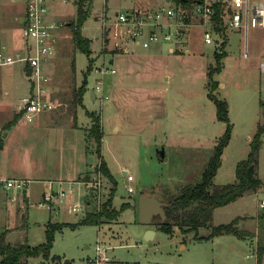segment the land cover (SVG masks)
<instances>
[{"label":"rangeland","instance_id":"374dc122","mask_svg":"<svg viewBox=\"0 0 264 264\" xmlns=\"http://www.w3.org/2000/svg\"><path fill=\"white\" fill-rule=\"evenodd\" d=\"M19 1L22 0H0V28L12 22L11 33L17 39L24 20ZM18 4H21L20 10L15 11ZM169 6L167 0H93L82 27L83 34L91 38L92 47L93 66L87 72L89 57L81 50L76 51L72 37L71 23L77 17V0L57 4L56 17L64 22L55 62L58 65L52 73L57 101L52 110L43 113L51 114L49 117L55 124L37 132L32 130L35 122L23 114L18 119L21 124L9 135L7 153H4L7 172L29 177L30 183L27 194L17 200L8 199L6 194L0 196V235L6 232L13 243L28 242L36 246L47 241L51 223H66L55 229L48 259L32 256L27 264H95L91 260L98 254L100 243L109 245L108 264H264L261 249L264 185L218 206L214 212L215 224L242 215L239 227L252 230L244 229L251 232L247 237L224 233L196 238V233L208 234L210 228L200 226L182 233L176 224L170 233L155 226H158L155 221L163 220L155 214L151 225L157 234L152 244L145 238L146 228L139 211L141 194L156 193L168 201L184 185L200 181L214 146L226 129L227 122L218 118L217 105L209 94L208 74L216 64L215 54L221 52L223 40H226V53L222 57V69L213 75L219 81L214 92L228 102L232 134L223 150L215 183L236 179L237 163L247 156L257 127L264 122V71L260 69V62L264 60V25L252 12L248 27L225 25V31L218 32L213 20L205 24L202 15L191 11L186 20L188 24H178L181 28L178 37L177 25L166 24L168 16H162L159 20L165 24L158 27L160 33L171 32L172 39L162 37L150 46H144L142 41L147 38L151 25L145 26L141 42L130 39L125 32L116 39L111 31L113 20L121 12L134 14L139 9L160 10ZM185 7L191 10L193 6ZM228 8L225 14L231 13L232 9ZM207 28L214 39L211 42L205 40ZM75 54L78 84L83 83L87 72L89 88L96 87L98 80L103 79V94L97 91L98 96L93 99L86 93L84 105L78 106L79 127L73 129L68 120L75 121L71 115L75 104L71 102L76 86L72 70ZM101 64L116 70L102 74L95 70ZM25 67V63L16 61L1 69V73L10 74L9 81L15 73L9 84L8 80L0 81V98L7 100L0 99V102L13 103L17 110L32 81ZM8 87L10 92L6 95L3 91ZM87 110L95 111L102 118V154L117 180L114 206L121 208L123 202H129L118 218L101 225L82 222L88 210L103 203L93 194L94 187L86 182L101 181L98 189L103 201L109 198L114 186L98 168L100 157L96 142L88 141L92 154L86 151L85 129L91 123ZM13 112L5 123L16 116L17 111ZM6 114L3 109L0 119ZM4 131L3 127L1 134ZM159 150H164V154L160 155ZM128 174L134 178L128 179ZM258 174L264 181V133ZM50 179L63 180L75 188L51 210L36 204ZM129 186L134 190L129 191ZM105 189H109L108 194L104 193ZM74 204L82 207L73 210Z\"/></svg>","mask_w":264,"mask_h":264},{"label":"trees","instance_id":"16d2710c","mask_svg":"<svg viewBox=\"0 0 264 264\" xmlns=\"http://www.w3.org/2000/svg\"><path fill=\"white\" fill-rule=\"evenodd\" d=\"M200 0H176L177 4L182 3L187 7H192ZM203 1V0H201ZM93 0H77L78 9L75 21H72L71 28L73 34L74 44L77 50L85 52L89 57V66L87 72L92 70L93 58L91 57L92 47L91 38L85 36L82 32V27L85 19L89 15L90 6ZM215 12L212 15L215 28L218 32L225 31L224 9L226 8L224 0H215L213 2ZM189 16L186 18L188 21ZM223 46L221 52H216V64L209 70V80H211L210 96L215 100L217 105V115L219 119L227 122L226 129L222 135L219 136L211 157L209 158L202 174V179L195 183H188L183 186L182 190L171 199L165 206L166 219L155 221L158 227L172 233L174 225L176 224L182 233H187L191 230H196L200 226H207L210 228L208 236H200L196 233V238H207L210 236H217L224 233H233L238 237H247L250 232L240 228L239 216L235 217L229 222H221L215 224L213 222V214L216 207L225 205L243 194L250 191H257L264 185L263 179L258 174L260 162V148L262 145V136L264 133V122L259 123L257 130L251 140V147L247 156L238 161L236 166V179L232 182L217 184L214 177L222 163V153L225 146L228 144L232 134V123L228 115V102L226 99L219 98L214 90L219 86V81L213 78L216 71L222 69V57L225 55L226 40L221 42ZM75 60H73V69L76 68ZM87 72L85 73L83 83L79 87L74 88V106L83 105V95L88 89ZM213 78V79H212ZM77 110V108H75ZM76 110L75 120H77ZM91 117V125L87 130V146L88 141L96 142V151L100 157V164L98 168L100 171L108 176L114 183L110 191V196L101 206L94 210H88L82 219L84 223L101 224L105 220L116 219L121 214V211L129 205V202H123L121 208L114 206V193L117 185V180L102 154L103 145V125L101 116L92 110H87ZM23 116V111L19 110L13 119L4 124V129L10 128L18 119ZM5 139L3 134H0V150L4 147ZM66 223H51L47 231V241L33 246L28 242H11L6 232L0 235V264H27L28 259L32 256H44L48 259L50 255V248L53 242L54 231ZM261 249H264L263 247ZM261 256V252H258ZM259 256V257H260Z\"/></svg>","mask_w":264,"mask_h":264},{"label":"built area","instance_id":"2783aa9c","mask_svg":"<svg viewBox=\"0 0 264 264\" xmlns=\"http://www.w3.org/2000/svg\"><path fill=\"white\" fill-rule=\"evenodd\" d=\"M68 0H22L25 6L23 35L25 38V46L21 51L12 52L5 47L0 48V67L17 62H23L26 66H31L32 71L30 79L32 80V88L28 94L23 96L20 110L28 120H33L36 115L45 109L52 108L53 103L46 98L47 85L50 82L47 65L48 62L57 55L58 42L60 32L64 22L56 17V7L59 2H67ZM215 0H203L196 2L191 10L179 4H171L169 7L160 10L143 9L138 10L134 14L130 12H121L118 17L113 20L114 36H121L125 32L132 40L141 42L140 37L145 33V26H153L148 33L146 39H143L144 46H150L153 41L172 39L171 32L161 34L158 27L163 24L177 25L176 35L180 32L179 23L188 24L186 18L190 16L191 11L204 17L205 24L212 20L215 12L213 2ZM226 8L224 9L225 25L245 26L248 27L250 12L259 19L264 25V0H224ZM231 13H227L229 7ZM166 11V12H165ZM162 16H168L165 23L159 19ZM245 19L242 22V19ZM110 28V26H109ZM114 37V38H115ZM205 40L213 41L210 29L205 31ZM119 44V41H116ZM261 69L264 71V60L261 61ZM95 70L104 74L107 71H115L114 67H106L104 64L95 67ZM103 79L98 80V84L94 87L95 92L100 91L103 94ZM128 179L132 180L134 176L128 174ZM58 183L57 185L55 183ZM29 178L25 177H4L0 176V191L7 192L11 200H17L20 195H26L28 192ZM86 184L93 186V194L98 197L100 203L102 200L100 180H90ZM94 184V185H93ZM42 192L37 205L46 209H54L55 204L65 200L66 195L73 191L74 185L67 186L63 180L50 179ZM129 191H133V186H129ZM104 193L108 194L109 189H105ZM103 193V194H104ZM89 204V201H87ZM264 205V202H262ZM101 206V205H100ZM82 207L80 204H74L72 209L78 211ZM98 254L92 258L95 264H107L111 257L107 254L103 244L97 245Z\"/></svg>","mask_w":264,"mask_h":264},{"label":"crops","instance_id":"0c3cea01","mask_svg":"<svg viewBox=\"0 0 264 264\" xmlns=\"http://www.w3.org/2000/svg\"><path fill=\"white\" fill-rule=\"evenodd\" d=\"M21 4V6H22V10H23V14H25V6H24V3L22 2V1H19ZM167 3H169L170 5L171 4H177L176 3V0H167ZM20 5L18 4V5H16V7L17 8H15L16 10L15 11H18V9L20 10ZM179 5H181V4H179ZM19 16H20V14L18 13V14H16V18H18L19 19ZM10 23L12 24L11 26H13V23L12 22H7V23H5V24H3L2 26H1V28H0V48H2V47H5L6 49H8L9 51H12V52H17V51H21L23 48H24V46H25V41L22 43L21 41H22V39L24 40L25 38H24V35H23V24H22V27H21V33H20V35H19V39H17V36H14V33H13V35H12V33H11V31H12V27L10 26ZM22 23H24V20H23V22ZM16 27V26H15ZM119 41V40H118ZM20 43H22V44H20ZM130 43V39L128 40V44ZM170 50H174V47L173 46H170ZM76 51H77V49H76ZM57 57H58V54L56 55V56H54L48 63V65H47V68H48V74H49V77H50V82L48 83V85H47V92H46V98L47 99H49L50 101H52V103H53V107H54V104H56V101H57V99H56V95H54L55 94V90H53L54 89V84L52 83V73H53V69H54V66H57V65H55L56 63V59H57ZM73 60H75V64H76V54H75V58L73 59ZM73 62V61H72ZM27 67H29V66H26L25 67V72H26V68ZM3 68V66L2 67H0V81L1 82H6L7 80H8V84H9V82L13 79L12 78V76H14V73L15 72H13V74L11 75V80L9 81V76H10V74L8 73V72H6V71H4L3 73H1V69ZM260 69H261V62H260ZM72 70H73V72L75 73V83H76V86L75 87H79L82 83H80V84H78L79 82L76 80V68H75V70L73 69V66H72ZM261 71H263L262 69H261ZM4 75L6 76V77H4ZM29 76V75H28ZM83 82V81H82ZM1 86V85H0ZM29 89V91H28V93L30 92V90H31V88H32V82L30 83V86L28 87ZM6 95L7 94H9V92H10V89H9V87L8 88H5V90L3 91ZM87 92H89V95L93 98V99H96L97 98V96H98V93L97 92H95L94 91V93H92L91 92V88H89V86H88V89L85 91V93H84V95H83V105H84V100H86L85 99V95H86V93ZM27 93V94H28ZM25 96V95H24ZM74 89H73V96H72V100H71V102L74 104ZM0 99H3V101H7L6 100V98L5 97H2V98H0ZM72 104V105H73ZM56 106V105H55ZM79 106H81V105H79ZM20 107H21V105H20ZM53 107L52 108H48V109H45V110H43L42 112H40L38 115H36L35 116V118L33 119V120H31V121H34L35 122V124H33L32 125V130H34V131H40V130H43L44 128H46V127H49V126H51L52 124H55L54 122H52L51 120H53V119H50V117H49V115L51 116V114H43L45 111H47V110H52L53 109ZM75 108H77V110L75 109ZM3 109H6V111H7V116L5 117V118H3V119H0V134H1V132H2V130H3V125L5 124V121H7L8 120V118L12 115V113H14L13 111H19V110H17V108H15V107H13V103H11V105L8 103V102H6V104H4L3 102H0V112L1 111H3ZM72 109H73V111L75 112V110H76V114H77V111H78V107H75V106H73L72 107ZM74 112L71 114V115H73V117L75 116V114H74ZM64 113V112H63ZM49 117V118H48ZM74 119H75V117H74ZM72 120V119H71ZM77 120H75L74 122L73 121H69L68 120V122H69V125L74 129V127H76V126H78L79 127V124H78V121L76 122ZM92 122V121H91ZM21 123H20V121H18L17 123L15 122V124H13L10 128H8V129H5V131H4V133H3V136H4V139H5V144H4V147L0 150V176H4V177H25V176H16V175H14V173H11V172H7V166H8V161L6 160V155L7 154H4V153H7V152H5L6 151V147H7V144H8V138H9V135L10 134H12L11 132H12V130L13 129H16L19 125H20ZM59 124H61V123H59ZM91 125V123L89 124V125H87L86 127H89ZM25 127V126H24ZM25 130H27V128L25 129ZM87 134V129H85V135ZM85 138H87V135L85 136ZM86 146H87V139H86ZM86 151L87 152H89L90 154H92L91 152H90V149H89V146H87L86 147ZM106 159V158H105ZM260 163V162H259ZM25 178H29V177H25ZM30 179V178H29ZM262 188V187H261ZM4 194H6L7 195V197H8V199H10L9 198V196H8V194H7V192H5V191H0V196H3ZM247 193H245V194H243L242 196H240V197H238L237 199H240V198H242L243 196H245ZM158 196V195H157ZM159 197V196H158ZM237 199H235V200H237ZM11 200V199H10ZM235 200H233V201H235ZM13 201V200H12ZM232 202V201H231ZM230 203V202H229ZM228 204V203H227ZM261 205H262V203H261ZM264 206V205H263ZM217 208V207H216ZM215 208V209H216ZM214 212H215V210H214ZM241 217H243L242 215H240ZM239 216V217H240ZM213 217H214V214H213ZM106 221V220H105ZM105 221H103V223H105ZM103 223H101V224H103ZM221 223V222H220ZM101 224H99V225H101ZM155 226L157 227V228H159L156 224H155ZM150 227L151 228H154V227H152V225H150ZM242 229H249V230H251L250 228H242ZM251 232H252V230H251ZM250 232V233H251ZM255 233H256V231H255ZM157 234V230H155V234L154 235H156ZM210 234V231H209V233L208 234H205V235H200V236H208ZM211 237V236H210ZM218 240H221V237L220 236H218ZM101 244H103V243H101ZM152 244V243H151ZM105 247H107V249H108V247H109V245L107 244V243H105V244H103ZM261 247H263L264 248V245H262ZM263 252H264V249H263ZM117 258V257H116ZM108 264V263H107ZM122 264H123V262H122Z\"/></svg>","mask_w":264,"mask_h":264},{"label":"water","instance_id":"95a60500","mask_svg":"<svg viewBox=\"0 0 264 264\" xmlns=\"http://www.w3.org/2000/svg\"><path fill=\"white\" fill-rule=\"evenodd\" d=\"M70 23V22H69ZM32 71L31 66L26 68V74L30 75ZM94 87L91 88V92L94 93ZM159 154L163 155L164 150H159ZM126 172V171H125ZM168 201H165L157 196L156 193L148 194L142 193L139 200V211H140V220L143 222L144 227L146 228L145 238L152 243L154 238L155 230L150 227L153 222L155 214H159L163 220L166 219L165 206L168 204Z\"/></svg>","mask_w":264,"mask_h":264}]
</instances>
